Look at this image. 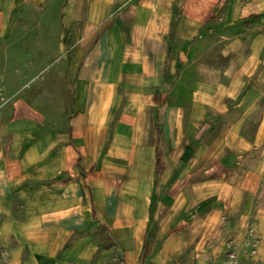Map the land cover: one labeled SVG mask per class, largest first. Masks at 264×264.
Returning <instances> with one entry per match:
<instances>
[{
  "label": "crops",
  "instance_id": "crops-1",
  "mask_svg": "<svg viewBox=\"0 0 264 264\" xmlns=\"http://www.w3.org/2000/svg\"><path fill=\"white\" fill-rule=\"evenodd\" d=\"M48 1L0 0V264H264V0Z\"/></svg>",
  "mask_w": 264,
  "mask_h": 264
},
{
  "label": "rangeland",
  "instance_id": "rangeland-1",
  "mask_svg": "<svg viewBox=\"0 0 264 264\" xmlns=\"http://www.w3.org/2000/svg\"><path fill=\"white\" fill-rule=\"evenodd\" d=\"M57 2V3H56ZM46 4V3H45ZM42 4L41 6H37V7H33L35 8V10H39L40 14L42 12H44V10L48 11L49 7H53L57 6V8L62 4L60 0H49L47 2V4ZM55 6V8H56ZM56 8V9H57ZM59 9V8H58ZM29 10H31L29 8ZM50 21V19L48 20ZM19 24L24 25L25 27H29L31 26V24L37 25V26H41L43 24V18L42 16L38 15L36 17H30V18H21L19 20ZM50 22L53 23V20H51ZM55 26L60 25V21L59 18H56V22L53 24ZM7 58L10 60V56L7 55V51H0V96L4 95L3 97H0V125L4 124L6 122H8L13 114V91L16 89V87H18L19 83L15 82L14 84L12 83V76H13V71H12V66H11V62L8 60ZM6 60V63H5ZM67 67L64 66H57L56 68H51L50 72L48 75H46L47 77L52 78L53 80L51 82L47 81V77L44 78V74H42L39 79L35 82V86L33 88V90H35L36 92H38L37 94H39L40 91H44V90H52V92L58 93L61 89L62 90H67L68 92L71 91L70 90V86H67L66 83L64 82V80L62 79V81H59V76L62 75V77H64L63 74L67 73ZM44 70L42 69V72ZM70 72V69H69ZM16 73H20V71H17ZM69 75V74H68ZM56 79V80H54ZM40 90V91H39ZM35 103H42L43 99L39 98V97H35L34 99ZM36 103V104H37ZM0 133H1V126H0ZM4 142H8L9 141V135L5 134L4 136ZM230 226V225H229ZM228 227V226H227ZM252 224L251 223H245L242 224L241 226L238 227H233L232 229H230L231 227H228L229 233L228 235L231 236L233 239H235V242L232 244L233 246H235L234 248L236 250H240V251H244V256L243 257V262L245 263H249V261H253L251 259V257L249 256L251 249L253 248V234H252ZM254 232V231H253ZM255 238V237H254ZM232 246V247H233ZM117 260L121 261L120 256H117ZM240 259H238L239 261ZM233 264H235L233 262ZM253 264H257L256 262H254Z\"/></svg>",
  "mask_w": 264,
  "mask_h": 264
},
{
  "label": "trees",
  "instance_id": "trees-1",
  "mask_svg": "<svg viewBox=\"0 0 264 264\" xmlns=\"http://www.w3.org/2000/svg\"><path fill=\"white\" fill-rule=\"evenodd\" d=\"M162 168H163V161H162L161 155L158 154V157H157V170L160 171Z\"/></svg>",
  "mask_w": 264,
  "mask_h": 264
}]
</instances>
